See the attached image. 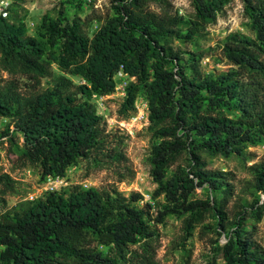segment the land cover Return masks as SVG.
I'll use <instances>...</instances> for the list:
<instances>
[{
    "label": "trees",
    "instance_id": "16d2710c",
    "mask_svg": "<svg viewBox=\"0 0 264 264\" xmlns=\"http://www.w3.org/2000/svg\"><path fill=\"white\" fill-rule=\"evenodd\" d=\"M189 1V15L172 0H111L106 17L82 18L92 5L61 0L58 16H45L36 35L17 2L0 19V69L8 75L0 82V140L42 181L83 164L87 178L108 171L130 183L126 136L108 131L95 103L115 94L123 67L129 83L120 116L129 119L139 98L147 103L152 198L160 203L155 215L140 193L126 196L116 183L46 191L0 217V264H160L159 226L169 217L182 222L173 250L186 264L198 228L226 264H264L257 239L264 158L247 164L256 157L249 149L264 147V0H240L254 36L229 33L216 47L228 68L210 73L203 61L216 48L183 47L205 38L235 0ZM217 157L244 163L250 177L239 193L233 172L210 168ZM16 184L0 167V205Z\"/></svg>",
    "mask_w": 264,
    "mask_h": 264
},
{
    "label": "rangeland",
    "instance_id": "374dc122",
    "mask_svg": "<svg viewBox=\"0 0 264 264\" xmlns=\"http://www.w3.org/2000/svg\"><path fill=\"white\" fill-rule=\"evenodd\" d=\"M13 6L17 2L20 6L18 9L19 16L23 19L27 26L30 35H36L42 19L45 16L56 18L61 9V0H12ZM101 6L96 8L94 6L84 5L83 11L79 14L82 18L91 15L95 12L97 15L106 17L110 13L111 0H101ZM175 9L182 11L184 15H189L192 12L189 0H172ZM157 11V8L153 6ZM74 11L70 12V16ZM249 20L244 14L243 5L240 0H235L226 8V14L221 15L216 25L208 28L207 35L201 39L196 45H187L183 48L193 51L195 49L207 51L209 48H216L225 37L235 31H240L245 35L254 36L248 28ZM96 29V26L94 27ZM213 55L203 61V69L210 73L213 70L223 71L228 67L224 63L218 64L220 59V51L212 52ZM8 79V75L0 69V82ZM75 82L79 80L72 77ZM83 82V81H80ZM46 84V83H45ZM97 112L101 115L111 133L126 136V153L130 159L132 168L136 175L133 181L116 183L112 173L108 171L97 172L86 177V171L83 164L70 168L64 178L55 180V191H61L68 187L75 185H83L84 187L102 188L110 184L116 183L119 190L126 196L132 193H140L143 197L141 205L149 203L154 207V213L157 214V209L160 203L153 200V192L156 189V184L152 181L150 176L151 165L149 157L151 154L152 140L147 130L149 126L147 103L139 98L136 102V110L132 116L127 120H122L120 116V109L123 103L121 95H111L95 99ZM146 116V119L142 117ZM2 121H0V129H3ZM22 143V140L20 141ZM256 157L248 161V166L260 161L264 158V147L258 146L250 148ZM211 169H219L224 171H231L236 176L235 183L237 184V192H240L242 183L245 179H249L247 170L244 168V163L238 159H226L224 157H217L209 161ZM0 167L3 173L9 174L16 182V193L8 194L6 196V205H0V217L8 210L12 209L18 203L24 200H32L43 195L47 188V180L42 181L39 172L30 167H24L21 164L17 150L10 147L6 139L0 140ZM199 197H204L202 189H197ZM236 199V198H235ZM235 199L230 204L232 208ZM161 202L163 198L159 199ZM208 222H211L208 221ZM161 234L162 247L158 252V260L160 264H186L181 251L173 250L177 242L182 236V222L174 217H169L164 225L159 226ZM200 229L196 230L195 236L189 241L188 248L192 249V256L189 264H226L221 255L216 256L211 249L209 237L200 238ZM212 236V235H210ZM258 241L264 246V223L259 225L257 236ZM221 245L226 243L225 235L220 239Z\"/></svg>",
    "mask_w": 264,
    "mask_h": 264
},
{
    "label": "built area",
    "instance_id": "2783aa9c",
    "mask_svg": "<svg viewBox=\"0 0 264 264\" xmlns=\"http://www.w3.org/2000/svg\"><path fill=\"white\" fill-rule=\"evenodd\" d=\"M87 5H92L96 8H99L101 6V0H83ZM13 8V1L12 0H0V19H8L11 14V10ZM180 15H184L182 11L179 10ZM119 80V83L116 87V92L113 95L119 94L124 98L126 96V90L129 83V76L124 71L123 67H121V70L118 72L117 77ZM133 80V78L131 79ZM143 119H146L147 117L143 115ZM148 120V118H147ZM60 180L59 177H48L47 179V185L49 186L46 191H55L57 187H55V180ZM33 200V199H32Z\"/></svg>",
    "mask_w": 264,
    "mask_h": 264
}]
</instances>
